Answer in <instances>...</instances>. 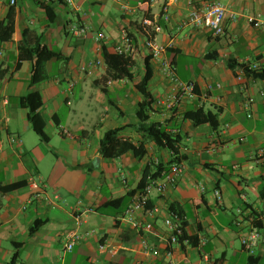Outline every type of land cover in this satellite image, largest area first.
<instances>
[{
    "label": "crops",
    "instance_id": "1",
    "mask_svg": "<svg viewBox=\"0 0 264 264\" xmlns=\"http://www.w3.org/2000/svg\"><path fill=\"white\" fill-rule=\"evenodd\" d=\"M208 3L226 7L221 37L189 22L191 11ZM11 11L14 36L0 43V185L16 188L0 192V264H10L16 253V264H206V255L212 264H263L264 81L241 73L239 65L264 70V26L250 23L257 18L264 25V0H4L0 24ZM75 25L88 32L73 34ZM101 33L105 39L97 42ZM124 33L136 48L135 79L113 81L105 64H93L103 59V47L115 53ZM147 41L165 49L150 60L151 120L181 134L179 163L186 170L164 193L155 189L147 210L130 222L126 212L142 191L121 208L111 202L132 196L148 167L173 156L148 142L142 158L130 152L110 160L100 154V142L119 128L122 138L138 145L146 140L137 130L144 100L137 84L152 56ZM22 43L46 45L66 59L47 63L48 78L32 85V63H19ZM165 61L180 82L194 84V97L180 92L171 101L177 87L163 73ZM31 93L42 98L34 115L47 140L21 105ZM200 108L218 115L217 128L185 120ZM173 205L184 217V244L169 240ZM153 209L159 212L151 216ZM78 216L83 238L67 251ZM254 228L261 238L251 256L242 240Z\"/></svg>",
    "mask_w": 264,
    "mask_h": 264
},
{
    "label": "trees",
    "instance_id": "2",
    "mask_svg": "<svg viewBox=\"0 0 264 264\" xmlns=\"http://www.w3.org/2000/svg\"><path fill=\"white\" fill-rule=\"evenodd\" d=\"M16 29V15L14 11H11L7 19L0 24V43L10 42L14 36ZM102 57L104 59L108 75L113 81L129 80L133 81L135 75L133 72L134 60L131 56L120 55L111 53L107 47H103ZM152 56L147 57L144 64V75L141 81L137 84V90L143 96L144 100L139 106L137 117L139 120L138 132L146 137L144 142L140 145L137 143L121 137V132L124 128L113 129L104 135L100 142V154L110 160L118 159L127 153H134L137 158H142L147 154V143L153 142L158 148L165 149L172 154V160L168 164L160 163L158 165H152L148 167L145 174L138 186V189L132 194L122 199L111 202L114 206L120 205V208L124 206V202L130 197H134L138 191H143L149 183V179H160L165 176L172 164L181 162L180 148L183 142V137L179 132L170 131L166 126L159 122L151 120V111L155 105V98L148 89L149 83L153 77L151 69ZM66 59L62 52L54 51L48 48L46 45L39 44L35 49L29 48L25 43H22L20 48L19 63L30 61L32 63V78L31 84L36 85L44 82L47 78L46 65L53 60ZM236 63L232 62L231 67L235 68ZM243 69L247 76H252L256 79L264 81V70H254L249 65H239ZM4 77L7 74L5 70ZM0 79H2L0 77ZM21 105L29 110V119L34 131L41 137L42 140H47L43 127L39 126L37 115H34L42 106L43 101L38 93H31L27 97L22 98ZM185 120L191 121L194 125L200 126L208 124L213 128L218 127V115L212 112H207L203 108L197 110H191L185 114ZM16 186L3 187L0 185L1 193H8L13 191ZM173 216H179L182 224L185 228L184 217L182 211L176 206H171ZM254 216V214H253ZM254 226L261 228V222H253ZM37 227L34 229V231ZM191 239V238H190ZM189 238L184 235L180 238L179 243L184 244ZM195 241V239H191ZM19 260V253H16L10 264H16Z\"/></svg>",
    "mask_w": 264,
    "mask_h": 264
},
{
    "label": "built area",
    "instance_id": "3",
    "mask_svg": "<svg viewBox=\"0 0 264 264\" xmlns=\"http://www.w3.org/2000/svg\"><path fill=\"white\" fill-rule=\"evenodd\" d=\"M4 0H0V4ZM67 3L72 4L73 0H65ZM121 1V0H118ZM11 5H16V0H11ZM125 11H129V9L125 6ZM227 16V10L226 7L221 3H208L205 4L199 8H195L193 11H191L189 16V22L197 28H202L209 30L213 33L216 37H221L225 33L224 28V21ZM250 23L257 24L258 26H264L260 20L257 18H251ZM71 32L76 35H81L88 32V28L81 27V26H72ZM105 39L104 34H98L96 36L97 42H102ZM146 48L150 51V54L152 55L153 59L159 60L163 52L165 51L163 46H158L152 41H147L145 44ZM114 52L116 54L120 55H126V56H133L136 52L135 45L133 43L132 38L127 34L124 33L123 35V41L121 44L117 45L114 48ZM105 64L104 59L98 60L96 63L93 64V68H98L99 66ZM242 65H248V64H242ZM254 70H258V66L253 67ZM163 73L164 75L170 79L174 84H176V93L172 95L171 101L177 102L179 100L178 94L180 92H188V94L191 97H194L195 92V86L194 84H184L183 82H180L178 79L176 73L173 70L172 65L170 62L165 61L163 63ZM241 73H245V71L242 69ZM212 88V87H211ZM244 90V88H242ZM262 96L264 94L262 93ZM254 103V98L248 99V104L251 105ZM249 105H247L249 107ZM172 106V105H171ZM15 141V140H13ZM186 170V166L183 163H174L172 164L170 168V172L164 176V179L162 180H153L151 179L148 183V185L145 187V189L139 193V195L136 196L134 203L128 208L126 212V219H128L130 222L134 221L135 215L139 212L147 210V206L150 202L151 195L155 189H157L159 192L164 193L168 186H174L180 179V177L183 175V173ZM36 189H38L37 186H35ZM216 195L218 198H220V193L216 191ZM39 197V196H38ZM79 210L80 209H76ZM159 212L158 209L149 210L148 214L153 216ZM253 220V219H252ZM251 220V221H252ZM254 221V220H253ZM167 228L170 232V242L172 244H179L180 238L184 235V226L182 224V221L180 220L179 216H172L167 223ZM76 226L77 229L74 230V232H71L68 235L69 242L66 245L67 251H72L74 246L78 241H80L83 238V235L79 232V228L82 226V219L80 216L76 219ZM87 235H90L88 233ZM261 238L260 232L257 228H254L250 234L245 236L243 238V246L244 249L251 255L255 256L257 253L258 248V242ZM168 257H172V253H168ZM204 260L206 261V264H212L210 257L206 255L204 257ZM172 264V263H170Z\"/></svg>",
    "mask_w": 264,
    "mask_h": 264
},
{
    "label": "rangeland",
    "instance_id": "4",
    "mask_svg": "<svg viewBox=\"0 0 264 264\" xmlns=\"http://www.w3.org/2000/svg\"><path fill=\"white\" fill-rule=\"evenodd\" d=\"M111 109H112V111L114 110V112H115L114 107H111ZM130 120H131V117H129V118H124V119H121V122L130 121ZM263 264H264V262H263Z\"/></svg>",
    "mask_w": 264,
    "mask_h": 264
}]
</instances>
